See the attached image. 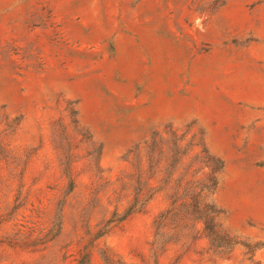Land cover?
<instances>
[{
  "label": "rangeland",
  "instance_id": "374dc122",
  "mask_svg": "<svg viewBox=\"0 0 264 264\" xmlns=\"http://www.w3.org/2000/svg\"><path fill=\"white\" fill-rule=\"evenodd\" d=\"M203 148L230 245L163 243ZM0 264H264V0H0Z\"/></svg>",
  "mask_w": 264,
  "mask_h": 264
},
{
  "label": "trees",
  "instance_id": "16d2710c",
  "mask_svg": "<svg viewBox=\"0 0 264 264\" xmlns=\"http://www.w3.org/2000/svg\"><path fill=\"white\" fill-rule=\"evenodd\" d=\"M173 146L179 155L180 139L172 133ZM158 140L162 137L158 133ZM200 162L208 169V173L202 182L187 181L182 192H173L169 197L168 207L158 215L155 225L158 233V240L163 243H177L181 238H188L195 231L197 224L201 225V231L213 248H227L230 245L228 232L220 223L222 211L216 207L214 196L219 186L220 175L223 170V163L213 157L206 149L201 150ZM176 186L181 184L175 181ZM137 201V200H136ZM139 212L132 204L125 216Z\"/></svg>",
  "mask_w": 264,
  "mask_h": 264
}]
</instances>
